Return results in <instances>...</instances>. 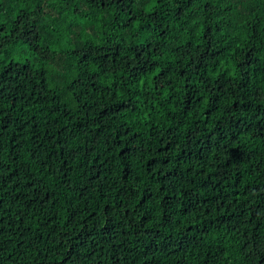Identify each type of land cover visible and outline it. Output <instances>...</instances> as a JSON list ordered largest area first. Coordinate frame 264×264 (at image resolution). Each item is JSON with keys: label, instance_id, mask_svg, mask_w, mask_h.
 Returning <instances> with one entry per match:
<instances>
[{"label": "trees", "instance_id": "trees-1", "mask_svg": "<svg viewBox=\"0 0 264 264\" xmlns=\"http://www.w3.org/2000/svg\"><path fill=\"white\" fill-rule=\"evenodd\" d=\"M0 264H264V0H0Z\"/></svg>", "mask_w": 264, "mask_h": 264}]
</instances>
